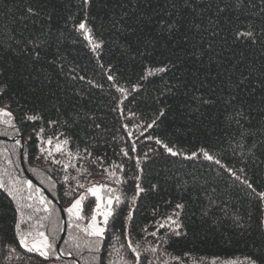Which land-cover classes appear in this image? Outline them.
<instances>
[{
  "label": "trees",
  "instance_id": "obj_1",
  "mask_svg": "<svg viewBox=\"0 0 264 264\" xmlns=\"http://www.w3.org/2000/svg\"><path fill=\"white\" fill-rule=\"evenodd\" d=\"M85 20L92 43L101 44L95 51L78 30ZM249 29L255 43L234 39L237 30ZM0 87V108L12 112L15 125L0 119V136L20 134L0 137V264H101V257L103 264H121V256L132 255L129 223L141 264L145 256L153 264L264 258V0H0ZM32 115L42 119H27ZM40 128L44 139L64 133L60 139L70 141L64 151L54 150L55 140L42 142ZM201 149L220 163L205 159ZM193 152L197 157L185 158ZM113 170L126 183L117 184ZM138 175L142 187L158 188L133 201ZM98 184L119 189L121 202L113 203L119 216L109 219L96 253L84 244L96 238L82 228L97 198L89 194L83 202V220L67 209ZM176 204L185 205L180 236L174 226L159 227ZM62 209L67 230L58 248ZM29 232V240L45 233L59 258L25 248L21 233ZM153 247L154 253L143 251Z\"/></svg>",
  "mask_w": 264,
  "mask_h": 264
},
{
  "label": "snow or ice",
  "instance_id": "obj_2",
  "mask_svg": "<svg viewBox=\"0 0 264 264\" xmlns=\"http://www.w3.org/2000/svg\"><path fill=\"white\" fill-rule=\"evenodd\" d=\"M83 3L85 5L90 3V0H83ZM27 11L29 13L33 12L32 8H28ZM219 11H224V9H219ZM176 27V25H169V30H174ZM196 27H199L198 25H196ZM78 30L82 31V33L84 34L85 38L92 43L93 41V36H92V30L91 28H89L87 26V22L85 21H81L78 25ZM234 39H236L237 41L243 39L245 41H251L252 43L256 42V32L253 29H249L246 31H240L237 30L234 33ZM31 43V42H30ZM101 46L100 43H92V48L95 51L96 49H98ZM36 56H39V53H36ZM149 72V75L153 74V71L151 69L147 70ZM156 72H164L167 71V68H157L155 70ZM110 80H113L114 77L109 76L108 77ZM119 91L122 94H127L126 90L124 88H120ZM4 92V88L0 87V95H2ZM213 101L211 100H204L203 103L207 104V103H212ZM118 111H120L121 113L123 112L122 108L117 109ZM134 115V114H133ZM161 115H163V113L161 112ZM3 117H7L8 119H4L2 122L4 124L10 125L12 127H15L13 121H14V117L11 111H8L6 108H0V118ZM27 119L29 120H37V119H42V117H39L38 115H32V116H27ZM238 122V121H237ZM50 125L51 124H57V121H49L48 122ZM155 123V121H153V124ZM149 127H151L152 125H148ZM97 127H99V125H97ZM124 128H127L128 125H123ZM45 132L44 128H40L39 131L36 133V135L38 137L41 138L42 142L46 143L47 145L52 146L54 140L56 141V143L54 144V150L56 152H63L65 149V146H67L69 144V139L67 137H65L63 140L60 139L61 136H64V133H58L56 136L52 137H47L46 139L43 138L42 134ZM129 136L131 135V133H128ZM17 143H19V141H17ZM157 143L158 144H162L163 148L171 155L175 156V155H180L179 152L174 151L172 147H169L168 144H164L162 141H160L159 139H157ZM131 150L133 152L136 151V145L135 143L132 144V148ZM42 152H48L49 155H51L52 153V148H45V149H41ZM85 153L90 156L91 153H89L87 151V149L84 150ZM123 152L124 156H128V151L126 149H122L121 150ZM201 153L204 156L205 159L209 160V161H213L215 160V158L208 153L206 150L201 149ZM68 156H72L73 153L71 151H68L67 153ZM77 156H79V154H77ZM197 157V153L193 152L191 153V155L186 156V159H193ZM147 154H145V159H147ZM55 163H60V161H54ZM137 163H139V158H137ZM215 163H220L219 160H215ZM65 167H68V165H65ZM113 169H119L121 172L123 171V164H119V165H112ZM107 171V170H106ZM229 171L231 172L232 170L229 169ZM140 172H143V169H140ZM233 175H235V172L232 173ZM109 175L111 177H113L115 179V182L117 184H124L126 183V180L122 177V176H117V173L115 170H113L112 172L109 173ZM65 179L67 180L68 178L65 177ZM141 177L138 175L136 177V181L137 183L135 184V190H136V195L132 198L133 201L136 200L137 197H139L142 193H146L149 191H156L158 186L157 185H149L147 188L142 187L141 184L139 183ZM245 183H247V181H245ZM28 187L31 189L32 184L31 181H28ZM77 187L79 189H83L85 186L83 184L77 183ZM249 187H251V184H249ZM105 191L106 193H108L106 199L104 196H101V192ZM120 190L117 188H113L108 186L107 184H98V185H93L92 187H89L87 189V194H81L79 195V197L77 199L74 200V202L71 204V206L67 209V212L70 214L75 215L78 219H85V217L81 214L83 211V202L88 199V195L90 194L93 197H96L97 200L99 201V203L95 204V208L93 209L94 214L91 216V220L90 223L86 226L82 228V231L84 233L87 234V236L89 237H95V240H86L84 241V244L86 247L89 248L90 251H95L96 253H99L103 247V241H104V237H105V231L108 227L109 224V219L112 218L113 220H115L118 216H119V212L117 211L116 208L113 207V203L115 201V203L117 205L120 204L121 202V196L117 195V193ZM259 197L261 199H264V192L259 193ZM29 200L33 199V197L30 195L28 197ZM41 203H44V199L41 197ZM24 207V206H21ZM28 208H31L32 205L28 204L27 205ZM185 205L184 204H176L175 206V211L173 216H168L166 217V221H167V225L166 224H160L159 227L163 228L166 226H174L172 228V232L173 235L176 236H180L182 234H186L183 229H184V224L183 221L180 217V211H182L184 209ZM45 211H47V209H45ZM21 217H23V212L20 213ZM132 215L133 213L131 211L128 212L127 214V220L131 221L132 219ZM98 216H102L103 217V226H101L98 221H97V217ZM175 217V218H174ZM28 219H31V217H28ZM77 227H80V225H77ZM16 228H20V224L17 223L16 224ZM125 231L127 232V236H126V246L128 249H130L131 252V258H124L123 256H121V264H141V256H142V252L139 248V244L136 243L134 245L133 239L131 237V232L133 231V226L129 223L128 225H126V229ZM152 236H156L157 233L153 232L151 233ZM32 236V233L29 232L27 235H25L24 233H21V243L23 244V246L25 248H29V245L31 244V248H29V250H34L36 252L39 253L40 256L44 257L46 260H49L51 258H53L55 256V258H59V253H57L55 246L50 242L49 237L43 233V232H37L36 237H34L32 240H29V237ZM73 239H76L75 237ZM77 247H79V245H77ZM121 247H124V245H122ZM143 251L145 253L151 251V252H155L156 248H146L143 249ZM70 254V253H69ZM116 254L120 255L119 250H116ZM98 259L97 256H93V260ZM101 261V264H103V258H99ZM174 259H176L177 261L180 260V257H175ZM245 259L248 261V264H264V258L262 257H253V256H248L245 257ZM143 264H153L152 260L148 259L147 256L144 257V262ZM229 264H238V262L236 261H231L229 262Z\"/></svg>",
  "mask_w": 264,
  "mask_h": 264
},
{
  "label": "water",
  "instance_id": "obj_3",
  "mask_svg": "<svg viewBox=\"0 0 264 264\" xmlns=\"http://www.w3.org/2000/svg\"><path fill=\"white\" fill-rule=\"evenodd\" d=\"M0 137H2L4 139H17L18 138V137L11 138L9 136H0ZM26 173L46 194L53 197L51 195V193L43 185H41L29 171H26ZM62 216H63V229L61 232V237H60L59 241L57 242L58 248H60V244H61L62 240L64 239L65 234H66V230H67V217H66V213H65L64 209H62Z\"/></svg>",
  "mask_w": 264,
  "mask_h": 264
},
{
  "label": "rangeland",
  "instance_id": "obj_4",
  "mask_svg": "<svg viewBox=\"0 0 264 264\" xmlns=\"http://www.w3.org/2000/svg\"><path fill=\"white\" fill-rule=\"evenodd\" d=\"M0 119H2V118H0ZM4 119V118H3ZM4 136V135H3ZM7 136H9V135H7ZM20 136V134L19 135H17V136H13V137H19ZM10 137V136H9ZM13 137H11V138H13ZM18 139V138H17ZM17 139H6V140H17ZM23 146H21V148H22ZM22 163H23V161H22ZM86 193V192H85ZM101 196H104L105 197V199H106V197H107V195H104L102 192H101ZM79 197V196H78ZM75 199H77V198H75ZM74 199V200H75ZM74 200H73V202H74ZM96 203H99V201L97 200L96 201ZM95 203V204H96ZM71 206V204L69 205V207ZM83 206V205H82ZM68 207V208H69ZM94 208H95V206H94ZM94 214V212L92 213V215ZM90 220H91V218H90ZM90 220H89V223H90ZM97 221H98V223L101 225V226H103V217L102 216H98L97 217Z\"/></svg>",
  "mask_w": 264,
  "mask_h": 264
}]
</instances>
